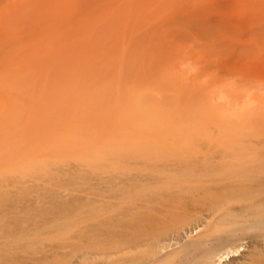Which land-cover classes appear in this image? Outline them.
Segmentation results:
<instances>
[{
    "label": "rangeland",
    "instance_id": "1",
    "mask_svg": "<svg viewBox=\"0 0 264 264\" xmlns=\"http://www.w3.org/2000/svg\"><path fill=\"white\" fill-rule=\"evenodd\" d=\"M171 71L159 80L154 101L146 103L138 98L144 99V91L153 87L137 86L131 79L111 89L98 87L109 92L106 99L93 94L90 86L87 93L70 95L71 88L81 86L71 83L54 84L51 88L57 90L51 95L40 83L26 85L30 93L25 94L19 78L0 79V264H132L136 256L135 264H253L256 258L259 262L254 263L264 264V217H251L244 210L252 202H264L262 182L224 199L201 192L199 201L207 207L197 203L160 236L178 240L173 243L175 257L161 256L162 262L148 256L154 245L131 252L134 182L167 167L176 154L221 161L234 141L231 152L238 144L244 148L257 143L264 130L254 105L240 110L217 105L234 90L231 83L206 78L203 88L205 79L190 80L201 98H209L192 107L187 78ZM163 94L169 102L162 100ZM207 106L218 110L209 112ZM212 205L238 214L213 219ZM189 235L192 242L221 246L222 254L238 251L223 258H203L201 248L182 253L183 244L192 243Z\"/></svg>",
    "mask_w": 264,
    "mask_h": 264
},
{
    "label": "bare ground",
    "instance_id": "2",
    "mask_svg": "<svg viewBox=\"0 0 264 264\" xmlns=\"http://www.w3.org/2000/svg\"><path fill=\"white\" fill-rule=\"evenodd\" d=\"M171 70L187 78L190 106L195 107V101L209 102L190 80L205 79L203 88L208 85L206 78L227 81L234 90L224 99L217 98L221 102L217 105L240 110L252 104L254 116L264 125V0H0V79L19 78L25 94L30 93L26 85L40 83L51 95L57 90L51 88L54 84L71 83L81 86L71 88L70 95L87 93L90 86L93 94L106 99L109 90L105 93L98 87L111 89L131 79L137 86L153 87L144 91V99L138 98L141 103L153 102L159 80ZM61 93L67 94L63 89ZM21 106L28 108L27 101ZM204 109L218 110L215 106ZM234 144L221 161L176 154L167 167L151 170L143 179L137 176L139 181L131 186L136 191L131 192L130 203L131 252L154 245L148 256L175 257L173 243L178 240L160 236L182 213L200 205L201 192L224 199L235 190L264 184V130L257 143L244 148L238 144V150L231 152ZM209 210L218 220L238 214L227 206L212 205ZM244 210L262 218L264 202H252ZM184 244L182 253L201 248L203 258H223L238 251L222 254L221 246L218 249L202 240ZM254 262L259 261L250 263Z\"/></svg>",
    "mask_w": 264,
    "mask_h": 264
}]
</instances>
